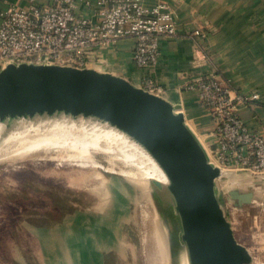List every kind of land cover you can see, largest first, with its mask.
Wrapping results in <instances>:
<instances>
[{
	"label": "crops",
	"instance_id": "obj_1",
	"mask_svg": "<svg viewBox=\"0 0 264 264\" xmlns=\"http://www.w3.org/2000/svg\"><path fill=\"white\" fill-rule=\"evenodd\" d=\"M32 1L48 2L0 0V8L9 3L26 6ZM175 10L179 32L199 29L202 36L194 41L179 37L161 40L159 62L151 69L133 65L130 40L103 51L102 63L92 67L119 75L133 84L149 74L161 87L162 97L183 115L186 126L209 155L213 156L218 147L210 132L213 124L209 111L201 106L195 91L186 89L188 84L209 74L220 75L236 92L257 94V100L239 105L237 113L246 127L264 133V0H180ZM224 178V201L225 194L231 190L251 193V203L246 206L259 205L264 212V177L230 171ZM117 183L122 186V182ZM235 209L242 212L244 207ZM78 217L84 219H75ZM257 218L253 216L254 227ZM62 225L53 234L39 227L25 229L34 241L29 256L35 264H139L138 254L123 240L124 233H114L96 215L74 213ZM44 233L47 237L52 235L50 242ZM12 247L14 254L7 263L26 264L25 257L21 263L15 253V240L8 242V249Z\"/></svg>",
	"mask_w": 264,
	"mask_h": 264
},
{
	"label": "water",
	"instance_id": "obj_2",
	"mask_svg": "<svg viewBox=\"0 0 264 264\" xmlns=\"http://www.w3.org/2000/svg\"><path fill=\"white\" fill-rule=\"evenodd\" d=\"M197 30V29H195ZM188 32V31H187ZM82 64L11 63L0 69V121L63 114L108 123L142 145L164 171L181 224L188 264H249L224 209L249 205L251 193L217 198V180L231 171L209 155L161 89ZM225 191V190H223ZM222 191V192H223Z\"/></svg>",
	"mask_w": 264,
	"mask_h": 264
},
{
	"label": "rangeland",
	"instance_id": "obj_3",
	"mask_svg": "<svg viewBox=\"0 0 264 264\" xmlns=\"http://www.w3.org/2000/svg\"><path fill=\"white\" fill-rule=\"evenodd\" d=\"M51 122L99 127L88 122L40 119L3 133L31 132L39 129L40 124ZM95 156L105 164L99 154ZM59 163L57 160L0 161V264H9L8 258L13 257L14 251L13 247L8 249V242L14 240L21 263L25 257L26 264H35L29 256L34 241L25 229L39 227L53 234L63 228L70 215L80 212L96 215L114 233L123 232V240L138 254L139 264H186L180 223L167 190L155 185L159 180L130 181L99 169ZM224 179L220 178L216 184V195L223 207ZM117 182H122V186ZM243 207L242 212L236 209L229 212L226 208L224 211L233 223L236 238L252 249L249 264H264V212L259 205ZM253 216H258L255 227ZM150 222L156 223L155 232ZM43 235L50 242L52 235Z\"/></svg>",
	"mask_w": 264,
	"mask_h": 264
},
{
	"label": "built area",
	"instance_id": "obj_4",
	"mask_svg": "<svg viewBox=\"0 0 264 264\" xmlns=\"http://www.w3.org/2000/svg\"><path fill=\"white\" fill-rule=\"evenodd\" d=\"M180 0H48L26 6L0 8V69L19 62L102 63V53L124 40L132 42L131 61L151 69L160 58V41L191 39L201 30L179 32L176 4ZM87 13V15H86ZM147 88L161 89L142 77ZM197 93L209 111L211 134L218 141V159L234 173L264 177V133L249 129L237 108L257 100L231 89L218 74H209L186 86Z\"/></svg>",
	"mask_w": 264,
	"mask_h": 264
},
{
	"label": "bare ground",
	"instance_id": "obj_5",
	"mask_svg": "<svg viewBox=\"0 0 264 264\" xmlns=\"http://www.w3.org/2000/svg\"><path fill=\"white\" fill-rule=\"evenodd\" d=\"M40 119L88 122L99 127L51 122L50 124H40L39 129L31 132L22 130L4 134L20 124ZM94 152L99 154L105 164L96 160ZM3 160L8 162L57 160L60 162L59 165L64 163L85 169L87 167L94 170L99 169L106 173L117 174L130 181H148L150 178L159 180L160 182H155V185L160 189L167 190L169 199L173 203V210L180 223L175 202L169 190V181L159 164L142 145L106 122L81 116L73 118L63 114L50 116L43 114L35 115L32 118L0 121V161ZM154 170L155 174L153 175ZM151 211L153 212V209ZM150 224L152 231L155 232L156 223L150 222ZM185 260L188 264L187 255Z\"/></svg>",
	"mask_w": 264,
	"mask_h": 264
}]
</instances>
